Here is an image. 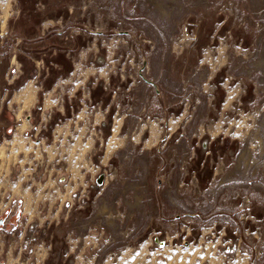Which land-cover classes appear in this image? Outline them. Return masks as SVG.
Returning a JSON list of instances; mask_svg holds the SVG:
<instances>
[{"label": "rangeland", "instance_id": "1", "mask_svg": "<svg viewBox=\"0 0 264 264\" xmlns=\"http://www.w3.org/2000/svg\"><path fill=\"white\" fill-rule=\"evenodd\" d=\"M0 221V264H264V0H0Z\"/></svg>", "mask_w": 264, "mask_h": 264}, {"label": "crops", "instance_id": "2", "mask_svg": "<svg viewBox=\"0 0 264 264\" xmlns=\"http://www.w3.org/2000/svg\"><path fill=\"white\" fill-rule=\"evenodd\" d=\"M145 245H149V243L142 242V244H138L137 246L139 248L141 247V249H142V248H146ZM154 248H156V247H154ZM189 253L190 252L188 251L183 256H179L178 252H174L173 255H171L170 257H168L167 263L168 264H173V263L170 262V260H173L175 264H178L177 262H179L181 264H184V262L187 260V256H189ZM151 254H153V253H151ZM206 254H208V253H206ZM206 254H204V255H206ZM190 255H192V254H190ZM198 255L199 254H197V256ZM157 256H158V254L156 253V254L152 255L151 257H148L147 258V254H143L142 255L143 258L140 257V259H139L140 261H139L138 264H147V263H149V264H164L163 263V259H161L160 257H157ZM206 256H208V258H206L208 264H225L226 263V262L224 263L225 260L232 261L234 259H235V261H232V262H234V264H238V261L236 260L237 258H232L229 254H225V255L218 254V255H216V253L212 251L211 253H209ZM202 258L203 257L200 258L199 263H196L195 262V259H192L191 258L192 262H190L188 260V262H189L188 264H203L202 262H200V261H202L201 260Z\"/></svg>", "mask_w": 264, "mask_h": 264}, {"label": "bare ground", "instance_id": "3", "mask_svg": "<svg viewBox=\"0 0 264 264\" xmlns=\"http://www.w3.org/2000/svg\"><path fill=\"white\" fill-rule=\"evenodd\" d=\"M107 207V206H106ZM110 213V212H109Z\"/></svg>", "mask_w": 264, "mask_h": 264}, {"label": "water", "instance_id": "4", "mask_svg": "<svg viewBox=\"0 0 264 264\" xmlns=\"http://www.w3.org/2000/svg\"><path fill=\"white\" fill-rule=\"evenodd\" d=\"M1 222V221H0Z\"/></svg>", "mask_w": 264, "mask_h": 264}]
</instances>
